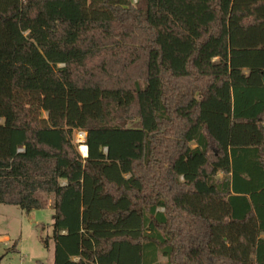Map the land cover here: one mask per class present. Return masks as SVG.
<instances>
[{
    "label": "trees",
    "instance_id": "obj_1",
    "mask_svg": "<svg viewBox=\"0 0 264 264\" xmlns=\"http://www.w3.org/2000/svg\"><path fill=\"white\" fill-rule=\"evenodd\" d=\"M40 194L53 264H264V0H0V203Z\"/></svg>",
    "mask_w": 264,
    "mask_h": 264
},
{
    "label": "rangeland",
    "instance_id": "obj_2",
    "mask_svg": "<svg viewBox=\"0 0 264 264\" xmlns=\"http://www.w3.org/2000/svg\"><path fill=\"white\" fill-rule=\"evenodd\" d=\"M136 0H133L135 2ZM47 116L46 113H44ZM132 125L133 123H129ZM75 131L74 141L84 143L85 135ZM84 132V131H83ZM220 175V174H219ZM46 203L41 209L30 212L17 205L0 203V238L8 235L9 239L0 242V264H53V221L54 209L52 196L40 194ZM49 239V246L44 243Z\"/></svg>",
    "mask_w": 264,
    "mask_h": 264
},
{
    "label": "bare ground",
    "instance_id": "obj_3",
    "mask_svg": "<svg viewBox=\"0 0 264 264\" xmlns=\"http://www.w3.org/2000/svg\"><path fill=\"white\" fill-rule=\"evenodd\" d=\"M80 149L83 152V155H87V146L84 143L80 144Z\"/></svg>",
    "mask_w": 264,
    "mask_h": 264
},
{
    "label": "crops",
    "instance_id": "obj_4",
    "mask_svg": "<svg viewBox=\"0 0 264 264\" xmlns=\"http://www.w3.org/2000/svg\"><path fill=\"white\" fill-rule=\"evenodd\" d=\"M49 206H51V205H49ZM1 239H3V240H8L9 239V236L8 235H4ZM159 261H165V257H163V256H160L159 257Z\"/></svg>",
    "mask_w": 264,
    "mask_h": 264
},
{
    "label": "built area",
    "instance_id": "obj_5",
    "mask_svg": "<svg viewBox=\"0 0 264 264\" xmlns=\"http://www.w3.org/2000/svg\"><path fill=\"white\" fill-rule=\"evenodd\" d=\"M81 133H82V134H80L81 137H83V134H86V133L83 132V131H82ZM85 137H86V135H85ZM84 141H85V140H84ZM4 241H5V240H3V239L0 238V242H4Z\"/></svg>",
    "mask_w": 264,
    "mask_h": 264
},
{
    "label": "water",
    "instance_id": "obj_6",
    "mask_svg": "<svg viewBox=\"0 0 264 264\" xmlns=\"http://www.w3.org/2000/svg\"><path fill=\"white\" fill-rule=\"evenodd\" d=\"M83 156H87V155H83Z\"/></svg>",
    "mask_w": 264,
    "mask_h": 264
}]
</instances>
